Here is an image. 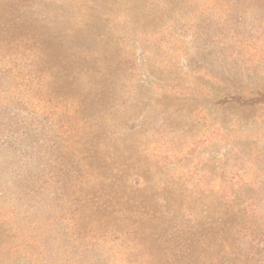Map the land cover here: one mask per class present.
I'll list each match as a JSON object with an SVG mask.
<instances>
[{
  "label": "rangeland",
  "instance_id": "obj_1",
  "mask_svg": "<svg viewBox=\"0 0 264 264\" xmlns=\"http://www.w3.org/2000/svg\"><path fill=\"white\" fill-rule=\"evenodd\" d=\"M0 264H264V0H0Z\"/></svg>",
  "mask_w": 264,
  "mask_h": 264
}]
</instances>
